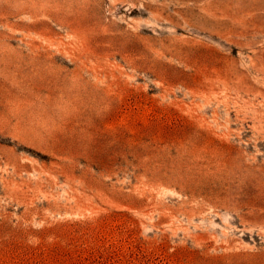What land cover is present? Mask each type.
Instances as JSON below:
<instances>
[{
  "label": "rangeland",
  "instance_id": "obj_1",
  "mask_svg": "<svg viewBox=\"0 0 264 264\" xmlns=\"http://www.w3.org/2000/svg\"><path fill=\"white\" fill-rule=\"evenodd\" d=\"M0 264H264V0H0Z\"/></svg>",
  "mask_w": 264,
  "mask_h": 264
}]
</instances>
